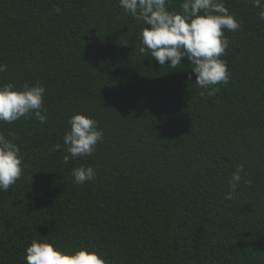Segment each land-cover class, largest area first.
<instances>
[{
	"label": "trees",
	"instance_id": "obj_1",
	"mask_svg": "<svg viewBox=\"0 0 264 264\" xmlns=\"http://www.w3.org/2000/svg\"><path fill=\"white\" fill-rule=\"evenodd\" d=\"M225 6L240 28L225 30L229 81L208 95L186 57L171 69L140 52L145 25L119 0H0V84L43 85L48 117L0 122L23 157L0 191V264H26L32 240L108 264H264V21L251 0ZM74 113L103 141L65 164ZM80 166L96 171L83 185Z\"/></svg>",
	"mask_w": 264,
	"mask_h": 264
},
{
	"label": "clouds",
	"instance_id": "obj_2",
	"mask_svg": "<svg viewBox=\"0 0 264 264\" xmlns=\"http://www.w3.org/2000/svg\"><path fill=\"white\" fill-rule=\"evenodd\" d=\"M171 0H119L126 14L145 27L140 32V52L150 53L161 66L177 69L182 58L191 63L195 83L215 95L219 84H227L229 72L223 57L229 45L225 30L235 32L240 28L237 18L225 6V0H182L180 11L169 9ZM259 9V19L264 21V0H251ZM7 65L0 63V72ZM209 89H211L209 91ZM46 88L40 84H24L16 87L12 82L0 84V122L8 124L21 117L34 116L40 123L48 119L43 103ZM203 94V93H201ZM68 131L63 136L70 159L89 156L103 141V130L98 122L83 113H74L68 120ZM60 145L53 150H59ZM23 157L20 147L0 133V191H8L21 178ZM243 167L237 166L232 173L231 193L241 180ZM74 183L83 185L92 181L96 171L91 166H80L71 170ZM26 264H108L98 251L80 247L74 251L61 250L47 240H32L25 249Z\"/></svg>",
	"mask_w": 264,
	"mask_h": 264
}]
</instances>
